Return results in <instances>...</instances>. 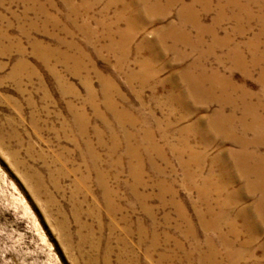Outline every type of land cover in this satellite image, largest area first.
I'll use <instances>...</instances> for the list:
<instances>
[{"label": "rangeland", "instance_id": "374dc122", "mask_svg": "<svg viewBox=\"0 0 264 264\" xmlns=\"http://www.w3.org/2000/svg\"><path fill=\"white\" fill-rule=\"evenodd\" d=\"M0 264H264V0H0Z\"/></svg>", "mask_w": 264, "mask_h": 264}, {"label": "bare ground", "instance_id": "6f19581e", "mask_svg": "<svg viewBox=\"0 0 264 264\" xmlns=\"http://www.w3.org/2000/svg\"><path fill=\"white\" fill-rule=\"evenodd\" d=\"M203 5V4H202ZM227 7V6H226ZM210 6L207 4L206 5V7L205 8H203V12L204 13H208L209 11H210ZM165 11H167V10H164V12ZM195 11V9L194 8H185L184 10H182L181 12H180V17H181V20H182V25H185L186 26V24H188V22H191V23H193L198 29H199V33L202 35V34H204L206 31H208V29H206V28H204V27H202V25L199 23V17L196 15V13L194 12ZM164 16V15H163ZM236 17H239V15L238 16H236ZM201 21V20H200ZM216 23H219V21L217 20V22ZM137 25V24H136ZM193 25V26H194ZM169 26V25H168ZM169 29H170V31L171 32H174V34L175 33H177V30H176V28L175 27H172V26H170L169 27ZM210 30V29H209ZM121 34L123 35V36H125L126 38H127V40H130V41H133L134 40V38H135V36H136V30L135 29H132V27L129 29V31L127 32V31H125V32H121ZM165 36V35H164ZM212 36V35H211ZM213 38V37H212ZM179 42V41H178ZM198 44L200 45V46H202L203 45V40L202 39H200V41L198 42ZM206 45V44H205ZM223 46V43H221V42H219V41H217L216 40V42L214 43V47H222ZM143 47V46H142ZM233 54V53H232ZM221 59V58H220ZM204 77V76H203ZM202 80H203V78H202ZM205 80V79H204ZM223 86V85H222ZM223 89V88H222ZM223 93H225V92H223ZM208 94H210V93H208ZM250 111V110H249ZM251 112V111H250ZM248 170V169H247ZM246 170V171H247ZM245 171V170H244ZM252 171V170H251ZM250 172V171H249ZM253 172V171H252ZM256 189V188H255Z\"/></svg>", "mask_w": 264, "mask_h": 264}]
</instances>
